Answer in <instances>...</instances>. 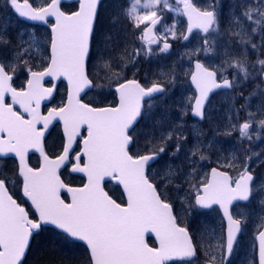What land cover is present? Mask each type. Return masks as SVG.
Segmentation results:
<instances>
[{"label": "snow or ice", "instance_id": "snow-or-ice-1", "mask_svg": "<svg viewBox=\"0 0 264 264\" xmlns=\"http://www.w3.org/2000/svg\"><path fill=\"white\" fill-rule=\"evenodd\" d=\"M140 2L135 0L133 12ZM5 4L20 17L47 25L48 32L43 54L36 63L30 49L21 51L22 43L13 42L7 35L8 21L0 25V49L4 50L0 55V264H28L32 242L44 232H56L79 242L88 253L87 264H230L239 235L248 222L246 216L234 217L231 207L233 202L251 203L256 199L255 176L247 163L241 162L236 175L213 167L210 175L206 174L189 188L184 200L187 207L181 205L186 215L191 212L195 216L202 213L198 210H212L213 206L221 211L226 231L219 237L217 258L201 231L190 229V220L178 214L174 202L165 195L167 190L161 191V182L151 174L153 162H160L168 155L175 160L185 148H188L185 161L191 162L186 167L194 168L203 154L195 146L188 147L191 141L182 132L179 138L171 134L161 137L172 143L152 154L139 150L138 128L148 114L145 98L165 93V87L145 86L135 74L131 79L118 76L107 85L97 83L95 62L98 56L103 59L107 54L97 51L102 0H76L70 8L63 0H44L39 7L29 0H5ZM127 4L128 0H124L118 5L119 11L109 18L111 27L122 18L126 20ZM262 5L264 0H259V4L240 0L233 6L236 14L228 21V31L238 21L237 26L248 37L240 44L256 54L252 72L244 70L247 60L242 52L237 53L240 59L225 61L219 68H210L198 59L210 46L211 32L219 28L223 0H214L204 10L194 0H175L174 4L153 0L152 6L145 5L147 11L133 17L128 28L133 29V36L142 33L149 45L157 44L159 40L152 35L153 29L163 21L167 10L187 17V34H182L183 40L189 39L193 29L205 34L190 57L196 59L195 71L190 73L196 94L191 98L194 103L188 104L191 115L203 121L211 119L206 101L213 90L233 91L253 73L255 80L264 84ZM174 29L175 25L163 33L161 53L172 48L169 34L173 40L180 38ZM110 33L111 28L106 42H113ZM118 47L114 44L113 52ZM123 52L129 61L139 55V51L128 54L126 48ZM148 54H154L150 48L145 53ZM21 73L26 77L24 83L14 86ZM45 82L51 86L45 87ZM60 85H65V95L55 102ZM97 88L101 100L85 101L88 92ZM109 95L114 99L105 103ZM253 97L255 93L246 97L241 88L235 102L241 104L238 111L246 112L247 116L242 124L230 125L229 135L236 131L241 138L251 139L257 132L264 134V90L260 91L255 112L249 111ZM42 106L46 113L42 112ZM53 122H62L64 142L71 129L72 144L66 158L63 144L59 153L46 150L47 133ZM170 147H174L171 153ZM33 152L39 154L36 165L30 163ZM9 154H13L15 162L11 169L15 178L12 184L3 171L7 165L2 163ZM45 159L51 162L50 166H46ZM72 173L82 174L80 186H70L62 178ZM96 174L100 178L94 184ZM112 181L121 186L124 199L119 202L106 191ZM258 204L262 214L257 216L259 227L253 246H258V264H264V198ZM149 239L154 241L152 245Z\"/></svg>", "mask_w": 264, "mask_h": 264}, {"label": "rangeland", "instance_id": "rangeland-1", "mask_svg": "<svg viewBox=\"0 0 264 264\" xmlns=\"http://www.w3.org/2000/svg\"><path fill=\"white\" fill-rule=\"evenodd\" d=\"M43 2L44 0H29V3L34 4L36 7L42 6ZM123 2L124 0H107L99 19L100 32L97 38V51L98 53L106 52L107 54L104 55L103 59L98 56L95 62L96 67L93 71L97 77V83L107 85L118 76H127L131 79L135 74V78H139L138 80L145 86L161 84L165 87V93L158 95L148 103L146 108L148 114L138 128L140 134L139 150L143 151L144 154H152L160 147H167V143H172L170 141L166 143V140H162L161 137L167 138L171 134L179 138V133L182 132L191 141L188 147L195 146L203 154L202 159L197 158L194 168L186 167V163L190 164L191 162L185 161V152L188 151V148H185L177 155L175 160L168 155L166 159L155 162L151 174L156 177L157 181L161 182V191L167 190L165 195L174 202V208L178 214L186 220H190L191 229L194 232L197 229L201 231L204 240L211 246V252L217 258L220 251L219 237L224 232V223L218 209L214 206L212 210H198L202 213L193 216L191 212L186 215L181 209V205L187 207L184 200L189 188L192 184L204 179L211 167H218L220 170H227L230 174L236 175L241 167V162H248L253 172H255L256 199L251 203L232 207L231 211L234 217L243 218L246 216L248 222L239 235L238 244L230 257V264H254L256 246H253V237L259 227L257 216L262 214L258 200L264 198V134L257 132L252 134L251 139H249L248 137L241 138L236 131H232L229 135L228 130L232 124H242L247 116L246 112L238 111L241 104L235 102L240 95L241 88L246 97L250 93H255L252 107L249 109L251 112L256 111L260 91L264 88L258 80H255L253 73L248 80H242V83L235 90L226 91V93L219 96L218 100L207 104L206 109L211 119L198 122L195 118L189 116L188 104L189 102L193 103L191 98L195 94L189 84L188 77L192 71V61L196 60L190 58L192 50L199 48L205 34L196 32L188 42L181 44L180 41L185 28L184 19L182 15H178L174 11L165 10L163 23L156 30V35L159 40L163 41V33L175 25L174 30L180 38L173 40L169 34L168 42L173 44V48L166 53H161L159 43L143 45L136 40V36L132 35L133 29L128 28V24L133 22V17L136 14L142 15L144 11H147L148 8L145 5L152 6L153 0H141L140 4L136 6L135 12L132 9L135 0H128L127 7L124 9L126 20L122 18L120 23L115 27H111L109 18L113 16V12L119 11L118 5ZM168 2L174 4L175 0H168ZM213 2L214 0H194V3L202 10ZM239 2L240 0H223V15L219 28L211 32L209 36L210 46L206 52H202L198 57L201 63L210 68H219L221 63L228 60L234 62L241 58L237 53L242 52L247 60L243 66L244 70L252 72L251 64L255 63L256 54H254L252 60L251 51L245 50L243 45L240 44L242 40H246L248 37L242 28L237 26L238 21L237 24H233L231 31H228L229 18L236 14V9L233 6ZM5 21L9 23L7 35L12 37L13 42L16 40V42L22 43L21 51L30 49V56L36 60V63H39L46 42L47 25L38 26L18 19L14 12L6 7L5 0H0V25ZM110 28V36L113 42H106L105 37L109 36ZM122 28L127 30H122ZM138 34L139 32L136 35ZM114 44L120 46L115 52H113ZM237 44L240 46L236 47ZM124 48L127 49L128 54L139 51V55H134L133 59L129 61L127 56L124 55ZM149 48L154 54L145 55V53H148ZM3 54L4 50L0 49V55ZM240 75L243 77L244 71H241ZM25 78L23 73L18 75L19 82L24 83ZM103 91L106 95L108 89L105 87ZM99 92V88L93 89L85 99L99 102L102 98ZM62 97L63 94L57 95L55 102H58ZM113 99L109 95L104 102L108 103ZM227 101H229V104L225 105ZM182 112L188 114L182 115ZM172 151H174V147L168 148L169 153ZM12 179L15 181L13 176ZM80 183L82 184V179H78L74 185ZM181 186H183L182 189L177 191ZM110 189L117 195V191L113 189L112 185ZM59 242L66 249L71 248L72 241L66 237L63 236ZM50 245L52 246L53 243H50ZM45 250L53 251V248ZM45 250L43 251L45 252ZM70 251L62 256L65 259L61 257L60 260L56 261V264H64L63 262H70L71 259H75L77 251L73 248ZM40 255L44 256V254ZM40 255L28 260V264H47L41 262ZM77 264H82V261H78Z\"/></svg>", "mask_w": 264, "mask_h": 264}, {"label": "trees", "instance_id": "trees-1", "mask_svg": "<svg viewBox=\"0 0 264 264\" xmlns=\"http://www.w3.org/2000/svg\"><path fill=\"white\" fill-rule=\"evenodd\" d=\"M106 1L107 0H103L102 1V6H101V9H100L98 20L100 19V16H101V13H102V10H103V7H104ZM109 2H111V1H109ZM64 5L66 7H69V8L72 6V4H64ZM30 161H31L30 162L31 164L35 163L32 156H31ZM62 178L68 184H71V185H74V183L79 179L77 177H68V176H64ZM110 188H111V184H108L107 188H106V191H108L109 194L113 198L117 199L118 202L120 201L118 198H120L121 200L123 199L118 187L113 186V189H115V191H117V195H115V193H113ZM190 226L191 225H189V227ZM190 229H191V227H190ZM62 238H63V236H61L60 234H58L56 232H44L43 234L37 236L32 242V248L30 250V254H29L28 260L34 259L35 257H37V255L44 254V256L40 255L41 262L43 261V263H47V264H56V261L58 259L60 260L61 257L65 253H67V251H70V249L73 248V249H75L77 251L75 253L76 254V258L75 259H71L70 262H63V261L62 262L64 264H77L78 261H80V262L82 261V264H87L88 253L85 250V248L83 246H81L80 244H78V243L71 242V248L66 249L64 246L60 245L59 240L62 239ZM48 242L53 243V245L51 246L50 243H48ZM148 242H149L150 245L153 244V241L150 240V239L148 240ZM51 247L53 248V251L52 250H50V251L49 250H45V249H48V248L51 249ZM43 250H45V252ZM62 258H64V257H62Z\"/></svg>", "mask_w": 264, "mask_h": 264}, {"label": "flooded vegetation", "instance_id": "flooded-vegetation-1", "mask_svg": "<svg viewBox=\"0 0 264 264\" xmlns=\"http://www.w3.org/2000/svg\"><path fill=\"white\" fill-rule=\"evenodd\" d=\"M103 1V0H102ZM112 1H116V0H112ZM76 2H71V3H68V4H72V5H74ZM64 4V3H63ZM253 4H259V0H253ZM261 7H264V5H262ZM254 11H256V10H258V9H253ZM107 12V11H106ZM115 12H113V14H114ZM184 22H185V19H184ZM185 29H186V22H185V28H184V32H185ZM196 32H201V31H195L191 36H190V38H189V40L191 39V37L196 33ZM184 34V33H183ZM142 37H143V35H142V33H139L138 35H136V40L139 42V43H141V44H143V45H148V43L147 42H145V41H143V39H142ZM156 37L158 38V36L156 35ZM158 40H159V38H158ZM188 40V41H189ZM188 41H186V42H188ZM185 42V43H186ZM159 44H160V48H161V45H162V43H163V41H161V40H159V42H158ZM185 43H181V44H185ZM257 43H259V37H257ZM172 44V43H171ZM172 48H173V44H172ZM171 48V49H172ZM253 57H254V53H252V55H251V59L253 60ZM261 58H264V57H261ZM194 61V60H193ZM192 61V62H193ZM189 78V77H188ZM230 79V78H229ZM189 80V79H188ZM20 83H22V82H19L18 81V78L15 80V84H14V86H18V85H20ZM256 83V82H255ZM262 85V87L264 88V84H261ZM45 87H50L51 86V84L50 83H45V85H44ZM226 91H230V90H225V89H222V90H219V91H217L216 93H214V94H212L211 96H210V98H209V100H208V102H207V104H209L211 101H215V100H218V98H219V96L220 95H222L223 93H226ZM90 92H88V94H89ZM63 94V97H64V95H65V85H60L59 86V89H58V93H57V95L59 96V95H62ZM57 95H56V97H57ZM160 95V94H159ZM158 96V95H157ZM157 96H155V97H157ZM62 97V98H63ZM155 97H152V98H150V99H148V100H145L144 101V103H145V106H146V108H147V106H148V103H149V101L150 100H152V99H154ZM62 98H60L59 100H58V102L62 99ZM86 98V96L84 97V99ZM85 101H87L86 99H85ZM226 104H229V101H227L226 103H225V105ZM53 106V104H48V107H52ZM207 106V105H206ZM46 111H47V109L46 108H44L43 106H42V112H44V113H46ZM189 116H190V113H189ZM61 137H62V133H61V128H60V126L58 125V124H55V125H53L49 130H48V133H47V140H46V150L47 151H49V152H52V153H59V150H60V148H61V145L63 144L64 145V141H62L61 140ZM31 156L33 157V159H34V164H32V165H36L37 164V162H38V160H39V157L37 156V155H34V154H30V159H31ZM31 162V161H30ZM2 163H6V165H7V167L6 168H4L3 169V171L8 175V177H9V183L10 184H12V183H14L15 181H13V179H12V173H11V169L14 167V165H15V162H14V160L12 159V157H5L4 158V160L2 161ZM247 163V165L249 166V164H248V162H246ZM250 167V166H249ZM250 169H251V167H250ZM252 170V169H251ZM253 171V170H252ZM236 173V172H235ZM237 174V173H236ZM253 174L255 175V172H253ZM65 176H68V177H76L75 175H73V174H66ZM77 178H79V179H81L80 177H77ZM81 184V183H80ZM80 184H77V185H80ZM17 195L19 196L20 194L19 193H17ZM254 264H258L257 263V258H256V252H255V259H254Z\"/></svg>", "mask_w": 264, "mask_h": 264}, {"label": "water", "instance_id": "water-1", "mask_svg": "<svg viewBox=\"0 0 264 264\" xmlns=\"http://www.w3.org/2000/svg\"><path fill=\"white\" fill-rule=\"evenodd\" d=\"M21 2H22V1H21ZM71 2H76V0H63V3H71ZM14 14L16 15V17H17L18 19L23 20V21H25V22H29V23H32V24L40 25V26L45 25V24H43L42 22L30 21V20H28V19L25 18V17H20L18 13H14ZM183 18L185 19V22H186V29H185L184 34H187L188 21H187V17H186V16H183ZM159 25H160V24H158V25L156 26V28L153 29V33H152V35H155V36H156L155 31H156V29L159 27ZM195 31H197V29H193V32L191 33V35H192ZM191 35H190V36H191ZM190 36H189V38H190ZM142 39H143V41L147 42L146 40H144L143 37H142ZM188 40H189V39H188ZM188 40H187V41H188ZM185 42H186V41L183 40V38H182V39H181V43H185ZM162 46H163V44H162ZM195 63H196V61H194V62L192 63V72L195 71ZM54 83H56V82H54ZM189 83H190L192 89L194 90V92H195V94H196L195 86H194V85L192 84V82H191V75L189 76ZM219 90H222V89L213 90V92L209 94V98H210V96H211L212 94H214L215 92H217V91H219ZM154 96H156V94H154ZM154 96H153V97H154ZM151 98H152V97H151ZM209 98H208V100H209ZM148 99H150V98H149V97H146V98H145V100H148ZM208 100L206 101V105H207ZM45 103H47V101L42 102V105L45 104ZM193 103H194V101H193ZM190 116H191L192 118L197 119L199 122H202V121H200L198 118L192 116L191 113H190ZM55 124L60 125L61 133H62V135H63V124H62V122H59V123H57V122H53V124L50 125L49 129H50L53 125H55ZM71 144H72V132H71V129H69L68 140H67V142H64V145H63V146H64V156H65V158H66L67 150L71 147ZM30 154H35V155H37V156L39 157V154H38V153L33 152V153H30ZM12 155H13V154H9L8 157H12ZM153 163H154V162H153ZM45 164H46V166H50V165H51V162H50V161H47V160L45 159ZM101 167H102V164H101ZM212 168H213V167H212ZM212 168L209 169V172H208L209 175H210V173H211V169H212ZM72 174H73V175H76V176H78V177H80L81 179H83L82 174H76V173H72ZM99 178H100V175H99V174L94 175V177H93V183H94V184H95V183H98ZM110 183H111L112 185L118 187L119 190H120V192H121V186H117L116 183H115V181H112V182H110ZM79 186H80V185H79ZM123 199H124V197H123ZM237 203H239V204H245L244 202H233L232 207H233L235 204H237ZM213 207H214V206H213ZM215 207H217V206H215ZM232 207H231V208H232ZM217 209H218V207H217ZM218 211H219V213H220V216H222L221 211H220L219 209H218ZM222 221H223V220H222ZM223 223H224V232H225V231H226V222L223 221ZM68 239H69V238H68ZM146 239H147V237H146ZM69 240H71V241H73V242H75V243H79V242H77V241H75V240H73V239H69ZM152 241H153V240H152ZM153 243H154V241H153ZM256 257H257V263H258V246H256Z\"/></svg>", "mask_w": 264, "mask_h": 264}]
</instances>
